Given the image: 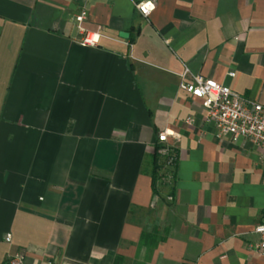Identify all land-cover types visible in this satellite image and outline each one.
<instances>
[{
  "label": "crops",
  "instance_id": "0c3cea01",
  "mask_svg": "<svg viewBox=\"0 0 264 264\" xmlns=\"http://www.w3.org/2000/svg\"><path fill=\"white\" fill-rule=\"evenodd\" d=\"M185 68L264 105V0H156L148 18L132 0H0V264H264V161L216 137ZM164 130L176 164L153 184Z\"/></svg>",
  "mask_w": 264,
  "mask_h": 264
},
{
  "label": "built area",
  "instance_id": "2783aa9c",
  "mask_svg": "<svg viewBox=\"0 0 264 264\" xmlns=\"http://www.w3.org/2000/svg\"><path fill=\"white\" fill-rule=\"evenodd\" d=\"M132 1L135 10L143 18H148L156 6V0ZM149 3L152 5L150 8L146 7ZM86 18L85 11L75 16L76 29L80 36L78 43L83 47L96 48L104 36L100 28L96 31L85 29L83 23ZM228 77H234V73H228ZM178 88L200 102L205 111V122L214 127L217 138H228L232 142L239 139L250 140L259 150L264 161V105L245 99L230 87L214 80L190 74L187 68L180 74ZM170 135L171 132L167 130L157 135L159 146L157 154L164 162L163 168H172L175 162V153L167 145ZM252 233L258 239L251 248L264 258V214L262 222L253 228ZM5 242L10 243L9 235L6 236ZM8 264H24L23 254L15 252L9 257Z\"/></svg>",
  "mask_w": 264,
  "mask_h": 264
},
{
  "label": "trees",
  "instance_id": "16d2710c",
  "mask_svg": "<svg viewBox=\"0 0 264 264\" xmlns=\"http://www.w3.org/2000/svg\"><path fill=\"white\" fill-rule=\"evenodd\" d=\"M158 144L155 145L153 154H152V182L153 184L158 179V172L163 166L162 160L159 158V155L157 154L158 151ZM176 164V156H175V162H173V167ZM173 177V174H170ZM154 186V185H153ZM155 194H157L156 189L154 190ZM164 237L159 236L157 229L150 230H143L139 239V242L137 244V252H140L142 250L145 251V261H147L154 249L157 247L158 243L162 241ZM113 264H125V259L121 256H116L114 259Z\"/></svg>",
  "mask_w": 264,
  "mask_h": 264
},
{
  "label": "water",
  "instance_id": "95a60500",
  "mask_svg": "<svg viewBox=\"0 0 264 264\" xmlns=\"http://www.w3.org/2000/svg\"><path fill=\"white\" fill-rule=\"evenodd\" d=\"M119 37L122 38V39H127L128 38V34L125 33V32H120L119 33Z\"/></svg>",
  "mask_w": 264,
  "mask_h": 264
},
{
  "label": "snow or ice",
  "instance_id": "6c2138e0",
  "mask_svg": "<svg viewBox=\"0 0 264 264\" xmlns=\"http://www.w3.org/2000/svg\"><path fill=\"white\" fill-rule=\"evenodd\" d=\"M146 7L150 8V7H152V5L149 3V5H147Z\"/></svg>",
  "mask_w": 264,
  "mask_h": 264
}]
</instances>
